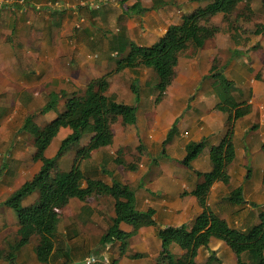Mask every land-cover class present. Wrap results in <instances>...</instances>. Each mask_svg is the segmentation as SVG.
<instances>
[{
	"label": "crops",
	"instance_id": "1",
	"mask_svg": "<svg viewBox=\"0 0 264 264\" xmlns=\"http://www.w3.org/2000/svg\"><path fill=\"white\" fill-rule=\"evenodd\" d=\"M92 1L96 0H0V92L16 87L19 110L34 112L37 97L44 95L45 104L49 95L67 101L91 80L104 77L108 82L106 94L115 96L118 103L135 107L136 120L124 124L118 118L111 126V142L93 150L80 162L79 169L85 178L108 186L113 177L131 185L135 209L153 210L155 225L134 229L120 223L119 230L130 234L123 255L118 242L101 247L98 241L114 217L113 199L91 196L85 201L91 214L82 219L78 213L83 203H68L69 225L63 232H58L57 226L56 237L64 236L68 254L74 250L85 264H155L161 252L158 229L192 227L203 211L192 192L212 169L211 147L218 145L227 132L228 114L218 107L213 91L217 82L211 78L213 65L215 73L230 83L234 101L246 109L232 127L234 157L226 169L228 181L211 185L206 206L229 228L249 230L264 213V0L263 12L258 14L253 29L249 27L255 15L253 0L236 5L235 10L243 4L246 14L237 26L216 22L226 15L212 16L209 23L217 28L214 37L198 50L191 43L184 44L175 57L174 77L161 92L156 88L158 80L153 69L136 66L118 71L117 63L130 55L132 46L148 48L156 44L170 27L180 25L184 16L204 8L210 0H97V9L90 7ZM20 65L25 69L18 70ZM7 113V108H0V121ZM30 116L24 117L21 131L30 134L34 143L32 133L23 128L27 119L33 120ZM60 131H64L63 139L70 133L67 128ZM199 142H204L201 153L185 164L187 145ZM75 151L71 150V162L62 156L57 166L68 159L69 171ZM2 157L7 160L9 155ZM35 166L39 171L41 163L36 161ZM237 188L242 194L240 204L227 199ZM37 197L38 193L33 192L24 205ZM57 219L59 222L60 215ZM110 247L115 250L108 253ZM169 250L175 258L184 254L174 243ZM20 251L15 263L26 252ZM7 252L0 253L4 260L0 264H15L5 260ZM61 253L55 247L51 260L56 258L57 264H62ZM212 255L221 264H237L230 247L214 237L197 250L195 263L218 264L209 261ZM91 257L93 261L87 263ZM33 258L36 260L35 255Z\"/></svg>",
	"mask_w": 264,
	"mask_h": 264
},
{
	"label": "trees",
	"instance_id": "2",
	"mask_svg": "<svg viewBox=\"0 0 264 264\" xmlns=\"http://www.w3.org/2000/svg\"><path fill=\"white\" fill-rule=\"evenodd\" d=\"M241 1L210 0L204 8L184 16L180 25L170 27L163 38L153 46L148 48L132 46L130 55L117 63V70L132 69L136 66L151 68L157 76V90L163 91L174 77L175 57L184 44L191 43L195 50L201 49L205 42L213 38L217 32V28L209 23V19L219 13L226 16L232 14ZM133 7H136V4ZM258 33L260 32H255V34ZM211 70L213 71L211 78L217 81L213 87L218 97L217 105L228 114L227 132L218 145L211 147L212 169L204 175L203 182L192 192L203 207L202 213L195 219L190 229L187 226L158 229L161 252L155 264H196L197 250L200 247H206L211 237L224 241L230 247L237 258V264H264V213L259 215L256 225L246 232H239L229 228L206 206L211 185L216 181L224 183L228 181L226 169L234 157L231 131L233 123L243 117L246 109L234 101L230 83L220 74L215 73L214 65ZM107 89L108 82L104 77L93 79L86 85L82 96L74 92L64 103L62 111L55 109V117L43 128L29 126L30 119L25 122V127L29 128L28 131L34 137L33 160L39 161L41 167L32 179L21 184L0 203L13 211L18 227L17 239L9 246L5 256L6 261L15 263V255L29 243L32 237L37 236L33 253L39 263L49 264L57 243L55 224L58 212L63 210L71 200L83 203L78 213V217L82 219L85 214H91V209L85 203L87 198L106 195L113 199L114 217L111 218L98 244L105 247L118 242L120 255L125 253L130 237V234L119 230L120 223L129 224L134 229L155 225L153 210L137 211L135 209L134 188L131 185L124 184L113 177L112 185L108 186L103 182L85 178L79 169L80 162L93 150L111 142L113 138L111 126L118 118L124 124L135 123V107L118 103L115 96L106 95ZM57 99L56 95H49L40 113L55 108ZM64 128L69 129L70 133L60 141L55 156L46 157L44 153L49 143L56 137L59 130ZM83 135H89V140L86 145L76 149L71 169L67 172L58 171L57 160L64 156L71 146H78ZM203 147L204 142L187 145L185 164L188 165L195 159ZM83 182L85 187L82 186ZM33 192L38 193L36 201L27 206L23 205L22 201ZM227 199L232 203L240 204L241 189L232 190ZM172 243L184 251L180 258H175L171 254L169 246ZM66 249L60 256L68 260L69 254ZM213 260L221 264L212 255L209 261ZM110 264H116V261Z\"/></svg>",
	"mask_w": 264,
	"mask_h": 264
},
{
	"label": "rangeland",
	"instance_id": "3",
	"mask_svg": "<svg viewBox=\"0 0 264 264\" xmlns=\"http://www.w3.org/2000/svg\"><path fill=\"white\" fill-rule=\"evenodd\" d=\"M261 3L262 0H253L252 8L255 11V15L252 14V18L250 19L253 20H249L252 21L249 24V27L251 29L254 28V26L257 24L256 23L257 19L260 18L261 14L260 15L258 14L263 12ZM244 10L245 7L243 6V4H241L236 10L234 9V11L230 16L228 17L224 16L222 17V19H218L216 22L219 23V25L221 26L222 25L226 26V24H229L230 26H237L241 22H243V19H240V17L246 15ZM10 39L14 40L13 37H11ZM18 61H21L19 57H18ZM20 64L22 63L20 62ZM17 65L19 64L17 63ZM18 68H17L18 70L25 69L24 65L22 66L20 65L18 66ZM4 90L5 91L0 92V108L3 107L7 108L8 113L6 114L5 118L0 121V203L4 201L11 194V191L14 188L15 189L18 188L21 184H23L24 181L29 180L35 173L38 172V168L37 166H35L36 161L33 160V154H34L33 139L30 134L21 131L22 123L24 122V117H26V115L29 116L32 115L33 120H31V122L28 123L29 126H35L36 128L40 129L47 122L50 121L51 113L53 111L55 117V113H56L55 109L57 111H62L64 107V102L66 101L62 98L60 99L58 98L59 104L58 106L56 105L53 111L49 110L40 113L42 107L46 105L45 104L46 97L44 95H41L36 99H34L35 100L33 103V107L35 109L34 112L31 111V112L23 113L19 110L18 107L20 101L18 89L14 87L12 90H6V89ZM83 91L81 90L78 93L77 92L76 93L82 96ZM7 119L10 120L7 121ZM23 128L26 130L29 129L27 126L26 127L23 126ZM63 132L64 131H60L59 132L60 135H58L56 138L54 137L51 140V144L47 147L45 151L46 157H51V152H53L55 149L58 148L61 139H63L64 137ZM88 139H89V135H83L79 140V145L71 146L70 150L67 151V153L63 157L65 158L69 157V159L71 157L72 159L73 154H71V150L75 151L78 147H81V143L87 142ZM54 153L55 152L52 153L53 156ZM3 154L9 155L7 160H3L2 157ZM70 162L68 159H64L60 167L57 166V170L60 172L67 171L70 167ZM26 198L22 201L23 205H24L23 202L26 200ZM30 203L32 204L34 203V201L31 199ZM66 209L68 210L71 209V205L58 212L60 215V219L59 222H56L55 224L56 228L57 226L59 228V229L57 228L58 232H63L64 230H67L66 227L67 225H69L70 217L66 212ZM74 209L75 208L73 207L72 210ZM15 221H16V217L13 211L6 206L0 205V253L5 254L8 251V246L12 244L17 238L14 231L15 226L17 227V222ZM37 239L38 237L34 236V238L31 239L27 245H25L24 248L26 249H22L20 251L21 253L23 250H26L25 254H22L21 257L16 259L15 264H39L33 258L34 254L32 252L33 250L31 249L32 245L36 243ZM56 239H57L56 247L60 250L61 253V251H63L69 245L67 244V240L64 238V236L62 237L61 235H59ZM113 250L115 249L110 247L108 253L109 251L111 252ZM74 252H75L74 250L70 251L69 254L70 256L67 257L68 260H66L61 256H59L60 257L59 259L62 260V262H66V264H69L70 262H75L77 261V259H80L81 261H79V264H85L83 260L84 258H79L75 256ZM16 255H18V253ZM56 261L57 259L54 258L53 260L50 261L49 264H57ZM0 262H4V260L0 258Z\"/></svg>",
	"mask_w": 264,
	"mask_h": 264
},
{
	"label": "built area",
	"instance_id": "4",
	"mask_svg": "<svg viewBox=\"0 0 264 264\" xmlns=\"http://www.w3.org/2000/svg\"><path fill=\"white\" fill-rule=\"evenodd\" d=\"M99 6H100V3L97 0L96 1H92L90 3V7H93L94 9L99 8ZM92 261H93V258L92 257L86 260L87 263H90Z\"/></svg>",
	"mask_w": 264,
	"mask_h": 264
}]
</instances>
